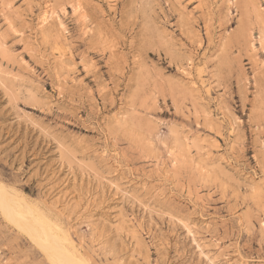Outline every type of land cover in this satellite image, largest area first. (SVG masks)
I'll use <instances>...</instances> for the list:
<instances>
[{
  "label": "rangeland",
  "instance_id": "rangeland-1",
  "mask_svg": "<svg viewBox=\"0 0 264 264\" xmlns=\"http://www.w3.org/2000/svg\"><path fill=\"white\" fill-rule=\"evenodd\" d=\"M0 264H264V0H0Z\"/></svg>",
  "mask_w": 264,
  "mask_h": 264
},
{
  "label": "bare ground",
  "instance_id": "bare-ground-1",
  "mask_svg": "<svg viewBox=\"0 0 264 264\" xmlns=\"http://www.w3.org/2000/svg\"><path fill=\"white\" fill-rule=\"evenodd\" d=\"M58 248V247H57ZM56 248V249H57ZM58 250V249H57ZM59 256L62 258L63 257V255H62V253H59ZM58 259H59V257H58ZM60 261H62L63 259H59ZM65 262V261H64Z\"/></svg>",
  "mask_w": 264,
  "mask_h": 264
}]
</instances>
